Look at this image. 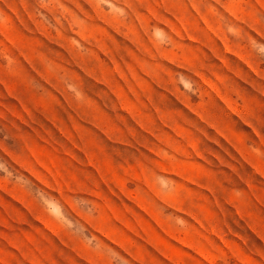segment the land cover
<instances>
[{
    "label": "rangeland",
    "instance_id": "374dc122",
    "mask_svg": "<svg viewBox=\"0 0 264 264\" xmlns=\"http://www.w3.org/2000/svg\"><path fill=\"white\" fill-rule=\"evenodd\" d=\"M0 264H264V0H0Z\"/></svg>",
    "mask_w": 264,
    "mask_h": 264
}]
</instances>
